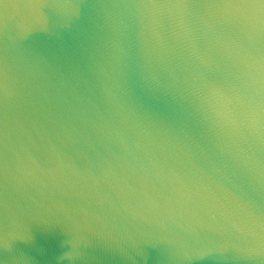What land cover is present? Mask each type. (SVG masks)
I'll return each mask as SVG.
<instances>
[{
    "label": "water",
    "instance_id": "water-1",
    "mask_svg": "<svg viewBox=\"0 0 264 264\" xmlns=\"http://www.w3.org/2000/svg\"><path fill=\"white\" fill-rule=\"evenodd\" d=\"M0 264H264V0H0Z\"/></svg>",
    "mask_w": 264,
    "mask_h": 264
}]
</instances>
